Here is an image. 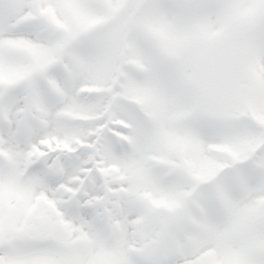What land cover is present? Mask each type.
<instances>
[{"label": "snow or ice", "instance_id": "obj_1", "mask_svg": "<svg viewBox=\"0 0 264 264\" xmlns=\"http://www.w3.org/2000/svg\"><path fill=\"white\" fill-rule=\"evenodd\" d=\"M0 264H264V0H0Z\"/></svg>", "mask_w": 264, "mask_h": 264}]
</instances>
